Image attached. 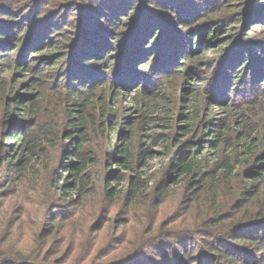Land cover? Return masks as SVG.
Returning a JSON list of instances; mask_svg holds the SVG:
<instances>
[{"label": "rangeland", "instance_id": "374dc122", "mask_svg": "<svg viewBox=\"0 0 264 264\" xmlns=\"http://www.w3.org/2000/svg\"><path fill=\"white\" fill-rule=\"evenodd\" d=\"M33 1L39 5L37 20L58 10L65 15L62 13L51 21L52 25L62 18L74 22L75 9L61 11L58 7L53 9L54 4L50 5L48 0ZM145 1L152 5L160 4L161 12L167 16L160 20L172 24L163 28L164 24L158 23L157 37L159 40L161 36V39L155 49L167 51L170 43L175 45V51L181 48L177 55L173 51L169 53L170 60L165 59L164 63H161L163 58L160 61L155 59V65L144 73L150 81L144 85L158 92L156 101L148 104L135 91L136 82L129 83L123 79L125 85H130L126 94L112 99L116 113L105 123L108 127L106 134H92L87 146L92 151L87 173L91 187L79 202L67 209H57V199L60 198L54 188V182L59 181L60 184L62 176H70L68 179L74 181L71 172L64 169L62 159L51 160L48 166L47 160L34 162L37 173L26 174L16 181L11 179L14 173L7 175V166L0 169V254L6 256L4 264H113L118 259L140 252L142 245L145 249L141 257L133 259L132 264H264V230H256L258 226L253 232L243 230L245 228L238 225L242 208L217 224L218 227L205 229L201 221L203 212L197 208L205 188L198 192V198L196 190L201 186L185 185L183 177L172 183V178L166 175L169 158L188 148L197 153V146L202 151H198L197 157L206 158V163L212 166L217 152L212 154L213 150L208 146L224 128L226 135L237 143V154H241L235 167L237 178H233L229 186L219 189L227 192L226 201L234 205L230 197L237 184L245 190V184L253 181L248 167L256 160L244 146L251 144L256 150L255 155L260 157L259 161L264 163V80L262 85L259 82L264 76L263 0ZM257 4L260 5L255 7ZM5 18V15H0V20ZM30 18L20 15L16 25L8 26L7 22H2L0 28L7 34L6 38L9 36L7 30L12 27L14 33H23L19 26H25V31L29 32L35 21L34 17L33 20ZM139 38L136 36V42ZM121 44L119 37L114 40L115 47ZM59 45L62 46L61 43ZM19 47L16 51L11 50L15 51L12 56L16 61L22 45ZM6 50L11 52L9 48L0 52ZM187 54L192 60L181 59ZM41 62L32 72L8 69L3 74L7 86L14 83L13 91L21 95L28 91L30 83H46L44 79L52 82V77L41 79L39 76V70L43 68ZM132 63L131 58L124 62L125 67ZM5 65L6 61L3 62ZM161 66L172 78L157 86L159 76L155 75V69ZM181 66L189 70L183 75H172L175 68ZM109 91L112 94L115 88ZM9 101L15 104V100ZM231 103L235 106L233 115H229L226 107ZM146 114H149V119ZM238 136L241 139L236 140ZM139 142L152 154L141 169L149 185L145 195H140L141 199L127 206L123 192L135 174L121 169L115 162L114 146L131 143L136 148ZM248 158L247 163L245 160ZM114 171L122 173L121 193L110 204L104 200L101 191L104 180ZM115 183L113 180L112 186ZM203 201L209 203L211 200ZM261 202H264L262 192L261 198L254 201V207ZM228 211H223L222 216L227 217ZM61 212L64 220L59 222L57 215ZM207 212V217L213 215L210 210ZM53 217H56L53 220L55 224H47ZM204 223L209 226V221ZM97 224L100 227L96 230ZM235 253L243 259V253L251 258L248 263H242L241 259L234 257L228 263L220 256L232 258Z\"/></svg>", "mask_w": 264, "mask_h": 264}, {"label": "trees", "instance_id": "16d2710c", "mask_svg": "<svg viewBox=\"0 0 264 264\" xmlns=\"http://www.w3.org/2000/svg\"><path fill=\"white\" fill-rule=\"evenodd\" d=\"M0 1V15L6 16L4 21L0 20V23L7 22L8 26H11L17 22L20 15L31 17L30 20L34 17L35 20L29 32L25 31V26H19L23 33H14V27L7 30L9 28L7 26L6 30L9 34L7 38L5 36L7 34L0 28V50L9 48V51H16L22 45L17 61L12 56L15 51L0 52V169L4 165L7 166L9 172L7 175H10V172L14 173L11 179L16 181L24 178L26 174L37 173L34 162L47 160L45 163L48 166L49 161L62 159L64 169L71 172L74 181L71 182L68 179L70 176H62L60 178L62 182L59 184V181H55L54 188L56 196L60 198L57 199V209H67L70 205L79 202L91 187V180L87 178V173L92 151L88 150L87 146L92 134L97 132L103 136L106 134L108 127L105 123L109 122L116 113L112 99L128 91L127 86L130 84L125 85L124 82H136L134 87L139 98L146 99L148 104L154 103L158 92L149 90L144 85V83L150 84L144 73L155 65V59L160 61L163 58L161 63H164L165 59L170 60L169 53L173 51V54L177 55L181 48L175 51V45L170 43V49L167 51L155 49L161 39V36L159 40L157 37L158 23L162 26L164 24L163 28L171 27L172 24L160 20L167 17L161 12L160 4L152 5L145 0H97V2L96 0H57V2L48 0L47 3L54 4L53 9L58 7L61 11L69 10V8L70 11L76 10L75 20L72 18L74 22L62 18L54 25L51 21L57 19L62 13L65 15L64 12L53 10L37 20L40 12L37 9L39 5L34 4L33 0ZM261 3H264V0ZM136 36L140 37L138 42L135 40ZM174 36L175 33H173ZM118 37L122 44L115 47L114 40ZM154 39L158 41L154 42ZM144 41H146L145 45H143ZM175 43L177 45V41ZM127 58H131L133 63L125 67L124 62ZM181 59L189 61L192 57L187 54ZM4 61L7 63L5 66H3ZM40 62L43 68L39 70V76L41 79L52 77V82L44 79L46 83H30L26 89L28 91L21 95L13 91L16 86L14 83L7 86V80L3 74L8 69L32 72ZM155 70V75L159 76L157 86L166 84L172 78L169 77L171 74L165 73L162 66ZM188 70L185 66H181L175 68L172 75H183ZM263 80L264 76L259 81L261 85ZM152 84H154L153 81ZM8 88L10 91L8 90L7 96ZM110 88H115L112 94H110ZM9 100H15V104H11ZM226 107H228L229 115L235 113L232 111L235 110L232 103ZM146 118L149 119V114H146ZM226 133L224 128L220 134L215 135L216 137L208 146L213 150L212 154L217 152L214 154L216 159L212 166L206 163V158L197 157L198 151L202 152L197 146V153L188 148L186 151H178L169 158L166 175L172 178V183L176 182L178 177H183L186 180L185 185L201 186V189L197 187L196 190L198 198V192L205 188L202 199H198L197 206L198 210L203 212L201 221L205 229L218 227L217 224L224 222L242 208L243 214L238 219V225L250 232L258 226L256 230L262 232L264 202L257 207L253 204L261 198V192L264 201V168H262L264 163L259 161L260 157L255 155L256 150H253L251 144L244 147L246 151L249 150L251 156L255 157L254 161L256 160L248 167V173L253 181L245 184V190L242 189L243 186L237 184L235 193L230 197L231 201L234 200L232 203L234 205L226 201L227 192L219 190L223 188L222 186H229L232 184L231 180L237 178L235 167L241 155L237 154L235 140L230 139ZM237 139L241 137L238 136ZM120 140H122L121 135ZM131 145V143L126 146L115 145L113 152L114 160L120 168L135 174L123 192L127 206L141 199L140 195H145L149 182L148 179L145 180L141 169L146 166L148 159L152 156L148 149H144L143 143L139 142L136 148ZM245 161L248 163L249 158ZM203 168L208 170L204 171ZM121 174L120 171L112 172L102 184L101 194L110 204L115 202L117 194L121 193ZM113 180L116 183L112 186ZM203 199L211 201L205 203ZM209 210L213 215L207 217ZM226 210L230 211L226 213L227 217H223L222 213ZM62 212L57 215L59 222L64 220ZM55 218H49L51 221L47 224L54 225ZM207 221L209 226L204 223ZM99 227L97 224L95 229ZM141 248L140 252L118 259L113 264H130L141 257L145 247L142 245ZM237 255L239 253H235L230 258L220 254L228 263H231ZM243 255L247 258L246 253ZM0 257V264H4L3 260L6 256L0 254ZM237 258L241 259L242 263H248L251 256L249 255L247 259Z\"/></svg>", "mask_w": 264, "mask_h": 264}]
</instances>
